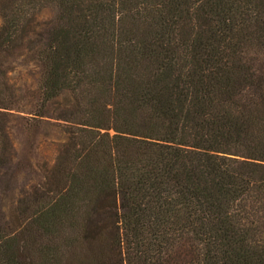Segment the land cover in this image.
Returning <instances> with one entry per match:
<instances>
[{
    "label": "trees",
    "instance_id": "16d2710c",
    "mask_svg": "<svg viewBox=\"0 0 264 264\" xmlns=\"http://www.w3.org/2000/svg\"><path fill=\"white\" fill-rule=\"evenodd\" d=\"M0 21V177L32 175L0 264H264V0H0Z\"/></svg>",
    "mask_w": 264,
    "mask_h": 264
},
{
    "label": "rangeland",
    "instance_id": "374dc122",
    "mask_svg": "<svg viewBox=\"0 0 264 264\" xmlns=\"http://www.w3.org/2000/svg\"><path fill=\"white\" fill-rule=\"evenodd\" d=\"M43 18L48 19L50 17V12L45 11L43 13ZM1 24V21H0ZM37 152L31 151L30 155L25 156L24 151L22 149L19 150L17 155L16 163L19 164V169L22 170V167L28 161L30 162H39L40 156ZM35 156V157H34ZM30 168L25 169L24 172L16 173L15 178L11 175L9 176H1L0 177V214H1V222L3 225L8 226L9 228H16L20 222V218L18 217V201L22 199L23 190L26 191V188L23 186L25 182V178L32 177L29 173Z\"/></svg>",
    "mask_w": 264,
    "mask_h": 264
}]
</instances>
